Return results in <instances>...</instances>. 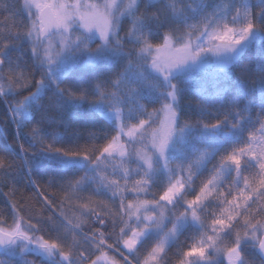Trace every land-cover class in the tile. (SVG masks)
<instances>
[{"label":"snow or ice","instance_id":"snow-or-ice-1","mask_svg":"<svg viewBox=\"0 0 264 264\" xmlns=\"http://www.w3.org/2000/svg\"><path fill=\"white\" fill-rule=\"evenodd\" d=\"M0 12V103L30 138L0 154V264H264V50L236 82L242 107L227 89L202 93L194 116L184 107L209 54L230 66L264 42V0H17ZM79 70L94 75L70 83ZM84 106L99 126L61 146L56 127L78 140ZM44 161L58 169L46 179ZM56 199L77 218L49 213ZM190 225L199 239L184 246Z\"/></svg>","mask_w":264,"mask_h":264},{"label":"trees","instance_id":"trees-1","mask_svg":"<svg viewBox=\"0 0 264 264\" xmlns=\"http://www.w3.org/2000/svg\"><path fill=\"white\" fill-rule=\"evenodd\" d=\"M253 5L258 3V0H251ZM0 5H8L9 7H14L17 5V0H0ZM3 19V13L0 12V20ZM262 50H264V42L257 41L254 42L240 57L237 62H233L230 66L224 68H218L216 66L210 65L200 69L197 72H194L190 76V90L188 91L185 97V111L189 115L195 114V105L199 103L202 98V93L205 95L214 94L220 89H227L231 94L230 101L232 105L243 106V99L237 93H235V85L238 80H248L250 79V74L242 72V69L245 64H250L252 67H255L256 64L261 59ZM99 71H102L99 70ZM94 75V73L88 70H79L69 77V82L75 85H79L81 82L86 81L89 77ZM191 101V104L188 103ZM264 103V98L257 95L256 97V110H259L260 105ZM159 107V105H157ZM76 130L80 133V138L77 140L75 136L72 135L71 130H66L63 127H56V131L63 137L64 143L63 147H71L75 143L79 142L80 144L84 143V140L88 136V130H95L98 125L97 115H94L87 106L76 110ZM7 106L3 103H0V154H6L8 144L23 143L26 147L30 146V138L27 135L21 134L17 136L14 126L10 122H7ZM103 119V117H100ZM48 131L51 132L52 128H48ZM231 139V138H229ZM235 139V137L233 138ZM201 145L196 144L194 148L190 149L193 156L196 155L197 150ZM17 155H19V150H16ZM215 163V161L213 162ZM212 168V164L207 165V170L203 171V175H200L195 179V184L200 185L201 180H204L209 175V170ZM58 171L50 165V162H38L35 166V172L38 177H43L46 179L47 175ZM8 191L7 188L0 189V210H3L7 214L10 210V204L8 196L5 193ZM191 198V194L189 195ZM55 211L57 214L61 210L70 218L75 220L77 216L75 215V208L70 203L60 204V199H56V203L52 206V209L47 210L49 213ZM9 222L10 219H9ZM170 225V224H169ZM168 225V226H169ZM198 240L199 236L197 234V226L190 225L187 230L180 235L179 242L180 244L187 246L193 242V240ZM151 243V242H149ZM110 255H115L118 260H123L117 252H112L109 250ZM176 252V247H172L169 255L172 256ZM119 253V252H118ZM126 254V253H125ZM4 258L2 252H0V259ZM29 259H32L29 256Z\"/></svg>","mask_w":264,"mask_h":264},{"label":"rangeland","instance_id":"rangeland-1","mask_svg":"<svg viewBox=\"0 0 264 264\" xmlns=\"http://www.w3.org/2000/svg\"><path fill=\"white\" fill-rule=\"evenodd\" d=\"M210 65H213V66H216L218 68H224L228 65H223L221 64L220 62H218L216 60L215 57H213L211 54H209L206 58V61H205V66L204 67H207V66H210ZM203 67V68H204ZM169 228L171 227V225L168 226ZM124 252L127 254V250L125 249ZM117 254L120 256V254L117 252ZM121 258H123L122 256H120Z\"/></svg>","mask_w":264,"mask_h":264}]
</instances>
